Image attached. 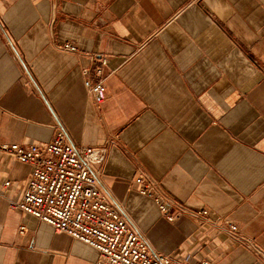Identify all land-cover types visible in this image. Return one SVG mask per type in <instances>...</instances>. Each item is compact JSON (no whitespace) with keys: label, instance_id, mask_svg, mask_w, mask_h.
<instances>
[{"label":"crops","instance_id":"1","mask_svg":"<svg viewBox=\"0 0 264 264\" xmlns=\"http://www.w3.org/2000/svg\"><path fill=\"white\" fill-rule=\"evenodd\" d=\"M78 50L68 53L60 46ZM99 70L105 100L84 86ZM61 126L106 149L98 188L179 264H264V0H0V264H94L88 245L12 210L31 167L2 152ZM208 221L173 222L133 180ZM8 187H4L5 183Z\"/></svg>","mask_w":264,"mask_h":264},{"label":"built area","instance_id":"2","mask_svg":"<svg viewBox=\"0 0 264 264\" xmlns=\"http://www.w3.org/2000/svg\"><path fill=\"white\" fill-rule=\"evenodd\" d=\"M59 48L63 52H78L68 43ZM82 73L91 101L102 104L106 95L100 71L94 72V79L88 77V69ZM1 150L32 169L20 200L10 201V208L95 249L98 257L94 264H179L153 251L141 233L129 228V219L121 205L110 206L102 196L98 188L99 167L105 160L106 149L77 145L59 126L46 145L12 144ZM8 186V182L4 184ZM133 186L140 195L152 198L169 222L178 219L180 214L198 219L202 224L209 222L206 210L179 208L178 212L169 214L172 203L157 194L155 182L145 173L133 180ZM225 229L232 244L253 251L264 262V252L244 239L236 225L226 223ZM210 262L201 259L199 264Z\"/></svg>","mask_w":264,"mask_h":264}]
</instances>
